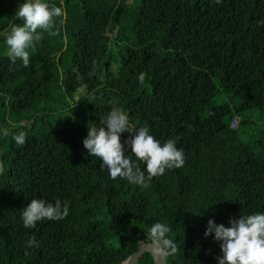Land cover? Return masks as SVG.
Masks as SVG:
<instances>
[{
    "label": "trees",
    "instance_id": "16d2710c",
    "mask_svg": "<svg viewBox=\"0 0 264 264\" xmlns=\"http://www.w3.org/2000/svg\"><path fill=\"white\" fill-rule=\"evenodd\" d=\"M12 1L0 0V264H119L155 222L177 246L166 264H215L207 221L264 212V0H47L62 10L56 35L37 29L26 67L3 54ZM113 105L130 127L177 138L183 166L143 188L110 179L82 139ZM32 197L68 215L25 228ZM135 264L154 262L145 251Z\"/></svg>",
    "mask_w": 264,
    "mask_h": 264
},
{
    "label": "clouds",
    "instance_id": "9594fccd",
    "mask_svg": "<svg viewBox=\"0 0 264 264\" xmlns=\"http://www.w3.org/2000/svg\"><path fill=\"white\" fill-rule=\"evenodd\" d=\"M215 2L219 4L221 0ZM61 15V8L50 5L47 0H18L13 13L14 23L2 34L6 48L3 54L9 64L15 65L19 60L23 66H28V50L34 41L40 39L37 29L48 32L50 36L56 35L55 31L49 29L53 27L54 18ZM76 79L82 80L79 73ZM139 79L143 80L142 74ZM76 91L78 99H86V85L81 84ZM122 133H129L130 138L121 142ZM0 134L9 136L10 132L4 128L0 129ZM11 139L16 144H23L25 134L20 132L12 135ZM82 145L89 157L97 159L100 170L106 171L110 179L127 180L129 184L141 188L147 187L153 177L163 175L166 169L180 168L184 164L183 150L177 147V138L161 142L146 126L130 127L128 115L115 105L100 117L98 124L87 127ZM129 153L134 159L129 157ZM68 212L66 201L57 198L54 202H46L32 197L20 211L19 220L23 227L33 228L42 220H63ZM169 232V226L161 222H155L146 229L151 252L156 257L167 258L177 252L176 243L168 235ZM203 235H211L213 241L218 243L220 254L215 257V264H264V212L230 218L227 227L209 219ZM38 246L39 242L30 237L25 243L26 254L27 249Z\"/></svg>",
    "mask_w": 264,
    "mask_h": 264
},
{
    "label": "water",
    "instance_id": "95a60500",
    "mask_svg": "<svg viewBox=\"0 0 264 264\" xmlns=\"http://www.w3.org/2000/svg\"><path fill=\"white\" fill-rule=\"evenodd\" d=\"M149 252L152 256L154 264H166L165 258H159L156 257L152 252H151V245L149 242H144V241H139L138 242V249L133 252L131 255H129L125 260H123L119 264H135L140 256L145 252Z\"/></svg>",
    "mask_w": 264,
    "mask_h": 264
},
{
    "label": "rangeland",
    "instance_id": "374dc122",
    "mask_svg": "<svg viewBox=\"0 0 264 264\" xmlns=\"http://www.w3.org/2000/svg\"><path fill=\"white\" fill-rule=\"evenodd\" d=\"M12 4L13 5H17L18 4V1L16 0H13L12 1ZM257 115L254 113L253 114V117H251L252 120H254L256 122L257 125H260V122L257 121L258 118L256 117ZM241 122H244L246 120V118H248L247 116V113H242L240 116H239ZM237 119V118H236ZM238 120V119H237ZM238 128V131L240 134H242V137L246 140L250 139L252 137V135L249 133V128L246 126V125H240L237 127Z\"/></svg>",
    "mask_w": 264,
    "mask_h": 264
}]
</instances>
